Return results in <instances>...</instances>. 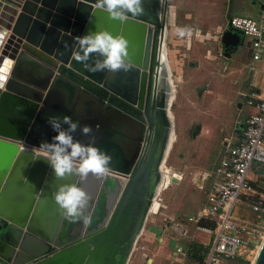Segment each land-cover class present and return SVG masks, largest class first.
Returning a JSON list of instances; mask_svg holds the SVG:
<instances>
[{
  "label": "water",
  "instance_id": "obj_1",
  "mask_svg": "<svg viewBox=\"0 0 264 264\" xmlns=\"http://www.w3.org/2000/svg\"><path fill=\"white\" fill-rule=\"evenodd\" d=\"M159 1L143 0L142 14L121 22L96 0H0V264H128L149 209L160 207L154 188L170 128L157 92L167 16ZM231 17L219 35L226 56L245 37ZM98 30L128 40L130 71L93 73L72 59L74 38ZM64 115L92 126L75 139L112 156L105 178L79 184L90 197L88 224L66 220L52 196L76 178H55L37 157L56 134L48 118ZM250 264H264V235Z\"/></svg>",
  "mask_w": 264,
  "mask_h": 264
},
{
  "label": "rangeland",
  "instance_id": "obj_2",
  "mask_svg": "<svg viewBox=\"0 0 264 264\" xmlns=\"http://www.w3.org/2000/svg\"><path fill=\"white\" fill-rule=\"evenodd\" d=\"M174 4L176 8L188 6L192 8L189 10L186 7L190 12L195 13L196 10L202 19L208 18L209 27L191 17L190 21H185L186 26L180 24L183 21L179 18L176 26L172 24L174 21L169 22L168 52L175 84L171 106L175 138L163 167L164 186L156 198L160 207L156 213L150 211L129 264H200L199 256H194L186 247L193 242L208 244L209 234L196 231L194 223L186 218L196 213L205 200L206 193L199 185L203 175L218 161L223 137L230 135L236 121H243L253 110L241 99V92L246 90V86H243L245 79L250 78L252 72L245 39L232 55V58H242L237 64V59L229 61L218 54L221 46L219 29L211 37L205 36L204 31L212 33L211 28L220 19L225 22L233 15L257 17L260 0H184L182 3L174 1ZM170 6L167 3V13L171 12ZM178 16H181L180 12ZM178 26L191 28V34L195 27L203 35H200L202 40L191 43L188 39L183 41L180 32H185L186 28ZM262 67L264 69V64ZM257 80L260 81L258 85L263 86L264 74H260ZM205 85L207 90L199 95ZM238 103H242L241 108L237 106ZM168 172H177L182 178L178 183L171 182ZM258 184L264 190V182ZM167 216L181 219L189 229V236L178 241L185 250V255L178 254L181 260H174L171 255V251L175 250L173 241L167 244L170 252L166 254L159 248L156 236H153V231L165 227L164 218ZM165 234H169V231ZM149 259L152 261L149 262Z\"/></svg>",
  "mask_w": 264,
  "mask_h": 264
},
{
  "label": "built area",
  "instance_id": "obj_3",
  "mask_svg": "<svg viewBox=\"0 0 264 264\" xmlns=\"http://www.w3.org/2000/svg\"><path fill=\"white\" fill-rule=\"evenodd\" d=\"M230 24L250 38L251 58L260 60L264 55V0L256 18L233 16ZM250 69L255 78L264 72L253 64ZM251 82V88L241 92V99L253 110L223 137L219 160L199 185L205 190V200L196 213L186 218L194 223L195 230L210 235L201 264H243L251 260L263 238L264 190L258 182H264V85L259 87L255 79ZM168 175L171 178L170 172ZM239 206L250 209L256 218L239 216ZM201 220L214 225H200ZM164 221L174 241L189 236L181 219L167 216ZM177 253L185 255L181 245L175 247Z\"/></svg>",
  "mask_w": 264,
  "mask_h": 264
},
{
  "label": "clouds",
  "instance_id": "obj_4",
  "mask_svg": "<svg viewBox=\"0 0 264 264\" xmlns=\"http://www.w3.org/2000/svg\"><path fill=\"white\" fill-rule=\"evenodd\" d=\"M143 0H96L95 7L106 12L110 19L121 22L129 14L135 16L143 13ZM6 33L0 32V45L4 43ZM78 49L73 51L72 59L81 63L88 71L115 73L131 70L128 52V40L121 35H113L107 30L89 32L74 38ZM98 55L93 63L89 60ZM5 84L0 80V90ZM48 123L56 133L52 142L42 143L41 153L53 169L54 177L60 180L75 177L77 182L61 183L52 193L53 199L61 210L63 217L70 222L90 223L86 214L89 204V194L79 186L88 177L105 178L111 171L112 156L103 152L93 144H84L74 138L79 129L81 134L91 136L93 129L90 125H81L71 116H50ZM67 125V127H63Z\"/></svg>",
  "mask_w": 264,
  "mask_h": 264
},
{
  "label": "crops",
  "instance_id": "obj_5",
  "mask_svg": "<svg viewBox=\"0 0 264 264\" xmlns=\"http://www.w3.org/2000/svg\"><path fill=\"white\" fill-rule=\"evenodd\" d=\"M174 1L176 2V1H180L181 3L184 1V0H172V2L170 3V0L168 1L167 0V3L168 4H171V6H170V8H171V12L170 13H167L168 14V17H169V22H171V20L172 21H174L172 24L173 25H177V23H176V21H179L178 20V18L179 19H181L183 22L182 23H180L181 25H183V26H186V24H184V23H186L185 21H190L191 20V18H196L197 19V21L196 22H199V20H200V22H202V23H204L205 25H208V27H209V24H207L208 23V21H207V19L206 20H204V19H202V17L200 16V14H198L197 13V11L195 10V13L193 12V11H191L193 14H191V12L190 11H187V9H186V7L189 9V10H191L192 8H190V7H188V6H186V7H184V8H182L181 6H179L178 8H176L177 7V5H175L174 4ZM261 0H260V9H261ZM159 4H160V8H162V4H163V0H160L159 1ZM259 9V10H260ZM181 13V16L179 17L178 16V13ZM233 16H240V15H233ZM232 16V17H233ZM258 16V15H257ZM191 17V18H190ZM243 17H249V16H243ZM251 17V16H250ZM251 18H256V17H251ZM193 20H195V19H193ZM192 20V21H193ZM228 21V20H227ZM227 21H225V22H222V20L220 19L219 20V23L216 25V26H214V28H211V29H213L212 30V33L210 32V31H204V35L205 36H207L208 37V35H209V37H211V34H215V32L219 29V32H221L222 31V29L225 27V25L227 24ZM195 22V23H196ZM179 24V23H178ZM188 24V23H187ZM194 24V23H193ZM189 25V24H188ZM187 25V26H188ZM212 25V24H211ZM180 27V26H178L179 28H183V29H185V32H180V35L182 36L183 35V37H184V39H183V41H186L187 39H188V41L191 43V42H193V41H200V40H202V39H200V35H202V34H200V32H199V30H197V29H195V27H194V32L191 34V28H187V27ZM198 28V27H197ZM189 30V31H188ZM197 30V31H196ZM201 30V29H200ZM182 33V34H181ZM186 35H185V34ZM187 34H189V35H187ZM185 35V36H184ZM190 35L191 36H193V38L192 37H190ZM6 36V35H5ZM203 36V35H202ZM5 39V38H4ZM205 39V38H204ZM244 39H245V42H246V47H247V56H248V58H249V60L251 61V65L253 64L254 66H258V67H260V68H262V70H264L263 69V64H264V55L262 56V58L260 59V60H252V58H251V49H250V42H249V40H250V38L249 37H244ZM247 43H248V45H247ZM209 54H210V52H209ZM234 59H237V64H238V61L240 60V59H242L241 57H234V58H229L228 60L229 61H233ZM244 59V58H243ZM257 61H260L259 63L257 62ZM170 62V66H171V60L169 61ZM242 62H244V61H242ZM249 62V61H248ZM247 64V63H246ZM251 67V66H250ZM251 70V69H250ZM262 74H264V73H262ZM247 79V81H248V83L246 84V90L245 91H247V90H249L250 88H251V81L252 80H256V83L258 84V83H260V81L259 80H257L258 79V77H253V74H252V72H250V78H249V76L246 78ZM245 79V80H246ZM259 86V85H258ZM259 87H261V85L259 86ZM245 91H242V92H245ZM64 107V106H63ZM239 108H241V106H238ZM220 157V156H219ZM219 160V159H218ZM218 162V161H217ZM217 162L216 163H214V165H213V167L210 169V171L215 167V165L217 164ZM209 171V172H210ZM207 173V172H206ZM182 178V177H181ZM205 185H208V181H205ZM205 191V190H204ZM194 214V213H193ZM237 214L239 215V216H241V217H243V218H245V219H247V220H254L255 218H256V216H255V214L250 210V209H248V208H242V207H240L239 206V208H237ZM192 215V214H191ZM167 228V227H166ZM166 228H160V229H158L157 231H153V236L155 235L156 236V238H157V241L159 242V244H160V249L162 250V251H165L166 252V254H167V252L169 251V249L167 248V244H170L172 241H173V245L176 247V246H178L179 245V243L177 242V241H174L173 239H171L170 237H169V235L167 234H165L166 232H168L167 231V229ZM196 231H200V230H196ZM200 232H203V231H200ZM208 239H209V241H210V235L208 236ZM169 241V242H168ZM194 243V242H193ZM190 244H192V243H189L188 244V247H186V250L187 249H189L190 250V247H189V245ZM201 244L204 246L205 245V247H206V244L205 243H202L201 242ZM174 251L175 250H172L171 251V255H173L172 257L174 258V260H178V259H182V257L181 258H179V256H178V254L179 253H177V254H174ZM185 251V250H184ZM164 252V253H165ZM170 252V251H169ZM170 255V256H171ZM183 255V254H182ZM181 255V256H182ZM152 260H150L149 262H151ZM202 263V262H201Z\"/></svg>",
  "mask_w": 264,
  "mask_h": 264
},
{
  "label": "bare ground",
  "instance_id": "obj_6",
  "mask_svg": "<svg viewBox=\"0 0 264 264\" xmlns=\"http://www.w3.org/2000/svg\"><path fill=\"white\" fill-rule=\"evenodd\" d=\"M159 58H160V65H159V69H158V78H157L158 91L157 92L163 93V90L165 89L164 94H166L165 95L166 112H167L168 118L170 119V128H169V133H168L166 144H165V150H164L163 156L161 158V161L159 163L160 177H159V179L155 185V188H154V196L156 198L158 197V195L160 194V192L164 186L163 167H164V163L167 159V156L169 154V151L172 147V144H173V141L175 138V132L173 129V116H172V111H171L172 102L174 101V97H175V84H174V80L172 78V71H171L169 63H168L167 49H166L165 45H163V47H162L161 55ZM150 211H151V208L148 211L146 220L150 214ZM146 220H145V222H146ZM141 233L142 232L139 233L138 238L141 235ZM263 235H264V233H263ZM138 238H137V240H138ZM137 240H136V242H137ZM136 242H135L134 247L132 249V252L130 254L128 264L130 262L133 251L135 250ZM258 247H259V244L257 245L255 252L257 251ZM150 260H152V259H149V261Z\"/></svg>",
  "mask_w": 264,
  "mask_h": 264
},
{
  "label": "flooded vegetation",
  "instance_id": "obj_7",
  "mask_svg": "<svg viewBox=\"0 0 264 264\" xmlns=\"http://www.w3.org/2000/svg\"><path fill=\"white\" fill-rule=\"evenodd\" d=\"M161 11H162V8H161ZM161 11H160V13H161ZM161 16V15H160ZM168 25H169V17H168V14H167V16H166V24H165V34H164V39H163V45H165V47H166V49H167V58H168V63H169V66H170V59H169V52H168V40H169V38H168ZM244 41V40H243ZM245 45H246V42H245ZM247 45H248V43H247ZM236 51V50H235ZM235 51H233L230 55H224V53H223V51H222V47L220 46V50H219V52H218V54L220 55V56H223V58H225L226 60H228L229 58H231L232 57V55L234 54V52ZM170 69H171V66H170ZM171 71H172V69H171ZM172 75H173V72H172ZM248 83V81H247V79L245 80V82H244V85L243 86H246V84ZM204 90H207V88H206V85L203 87V89L202 90H200L201 92H200V94L199 95H201L202 93H203V91ZM165 93V89L163 90V93L162 94H164ZM234 103H235V101H234ZM240 104V106H242V103H238L237 104V106Z\"/></svg>",
  "mask_w": 264,
  "mask_h": 264
},
{
  "label": "trees",
  "instance_id": "obj_8",
  "mask_svg": "<svg viewBox=\"0 0 264 264\" xmlns=\"http://www.w3.org/2000/svg\"><path fill=\"white\" fill-rule=\"evenodd\" d=\"M199 224L205 225V226H210V227H212L214 225V223L212 221H208V220H201V221H199ZM189 247H190L191 253L194 256H199V258H200L199 263L201 264L204 252L206 250V247L203 246L202 244H198V243H192L189 245ZM247 263H248L247 261L243 262V264H247Z\"/></svg>",
  "mask_w": 264,
  "mask_h": 264
},
{
  "label": "snow or ice",
  "instance_id": "obj_9",
  "mask_svg": "<svg viewBox=\"0 0 264 264\" xmlns=\"http://www.w3.org/2000/svg\"><path fill=\"white\" fill-rule=\"evenodd\" d=\"M7 64H8V66H10V62H6ZM4 71H6V69L5 68H0V73H3ZM5 77L2 75V74H0V80H3Z\"/></svg>",
  "mask_w": 264,
  "mask_h": 264
}]
</instances>
